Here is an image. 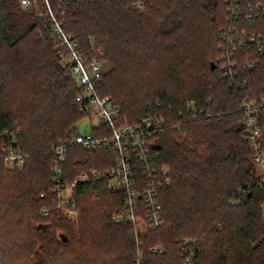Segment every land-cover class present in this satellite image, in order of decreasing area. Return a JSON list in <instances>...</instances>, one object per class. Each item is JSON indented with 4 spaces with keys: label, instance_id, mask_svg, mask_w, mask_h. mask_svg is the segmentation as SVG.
Here are the masks:
<instances>
[{
    "label": "trees",
    "instance_id": "16d2710c",
    "mask_svg": "<svg viewBox=\"0 0 264 264\" xmlns=\"http://www.w3.org/2000/svg\"><path fill=\"white\" fill-rule=\"evenodd\" d=\"M262 1L240 0L239 31L264 34V15L249 11ZM50 6L86 56L104 61L95 89L115 103L118 124L169 121L153 146L159 170L167 167L171 178L160 190L164 223L152 229L144 208L135 222L115 221L124 193L104 180L77 187L76 224L57 211L53 146L92 116L76 105L80 87L63 70L46 5L27 10L20 0H0V264H264V182L243 109L247 99L255 101L264 127V56L246 46L235 55L232 78L224 77L226 0H50ZM247 58L259 64L245 70ZM192 100L211 112L210 123L185 113ZM5 132L19 133L22 166H5ZM93 132L110 135L111 128ZM118 156L111 148L72 146L65 179L108 169ZM242 189L245 197L232 205Z\"/></svg>",
    "mask_w": 264,
    "mask_h": 264
},
{
    "label": "built area",
    "instance_id": "2783aa9c",
    "mask_svg": "<svg viewBox=\"0 0 264 264\" xmlns=\"http://www.w3.org/2000/svg\"><path fill=\"white\" fill-rule=\"evenodd\" d=\"M57 2H74L76 0H56ZM46 5L45 15L49 17L48 29L54 42L62 49L59 56L64 60L63 70L71 73L76 79L80 92L76 96V105L79 110L91 113L88 134L80 133L75 125L77 134L66 140H61L53 146L55 152V167L50 192L56 197L57 211L70 220H76L79 209L76 203V189L80 184L104 180L107 187L114 191L124 193V207L115 215V221L135 222L141 208H144L152 229L163 225L162 205L160 190L171 183L167 167L159 170L156 164L157 154L153 153L156 136L164 131L169 122L161 118L147 117L136 123L118 124V110L113 100L106 96H100L95 89L94 82L100 79L104 73L105 64L98 56L88 58L81 50L79 42L73 35L65 32L63 25L54 17L50 0H20V4L27 10H38L39 4ZM229 6L230 26L222 37L224 50L221 58L222 70L225 78H232L238 62L235 55L246 46L255 48L264 56V34H247L239 31L235 22L244 17L240 0H226ZM141 7L142 2L135 5ZM252 14L264 15V1L256 6H250ZM251 21V14H246ZM42 35V32L39 33ZM103 51H100L102 54ZM259 64L258 58H247L244 69L250 70ZM245 125L247 128V140L252 147L255 163L258 165L264 161V127L259 121V107L253 100L247 99L244 104ZM185 113L192 116L205 115L207 122H211L212 114L204 107H200L192 100L186 104ZM180 116L183 112L179 113ZM109 126L110 135L107 133L97 135L94 127ZM103 129V128H102ZM101 129V130H102ZM9 141L2 150L5 153L4 164L7 168L22 166L27 156L19 141V133H4ZM81 146L85 149L111 148L118 153V158L112 167L105 170L89 169L80 172L73 181L65 179L64 166L69 150L72 146ZM264 182V174H262ZM250 187V185L248 186ZM240 197L231 201L232 205L240 204L246 195L244 189L240 190ZM45 215L47 208L43 209ZM153 250H159L154 248Z\"/></svg>",
    "mask_w": 264,
    "mask_h": 264
},
{
    "label": "rangeland",
    "instance_id": "374dc122",
    "mask_svg": "<svg viewBox=\"0 0 264 264\" xmlns=\"http://www.w3.org/2000/svg\"><path fill=\"white\" fill-rule=\"evenodd\" d=\"M89 119L88 118H85L84 120H82V121H80L79 123H77V125L76 124H74L73 126H72V130H73V132H76V129L74 128L75 127V125H76V127H77V129H78V131L80 132V133H83V134H88V133H90L91 132V129H90V127H89ZM10 169H13V168H10ZM258 170H259V172L261 173V174H264V161H263V163L262 164H260V165H258ZM86 201H83V204L85 203ZM70 220V219H69ZM73 223H77L78 222V220L76 219V220H71ZM60 238V237H59ZM61 239V238H60ZM136 264H139L138 263V261H137V263Z\"/></svg>",
    "mask_w": 264,
    "mask_h": 264
},
{
    "label": "water",
    "instance_id": "95a60500",
    "mask_svg": "<svg viewBox=\"0 0 264 264\" xmlns=\"http://www.w3.org/2000/svg\"><path fill=\"white\" fill-rule=\"evenodd\" d=\"M61 237L63 238L64 241H67V237L64 234H61Z\"/></svg>",
    "mask_w": 264,
    "mask_h": 264
}]
</instances>
